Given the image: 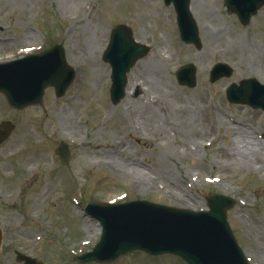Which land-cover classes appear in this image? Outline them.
Here are the masks:
<instances>
[{
  "label": "rangeland",
  "instance_id": "1",
  "mask_svg": "<svg viewBox=\"0 0 264 264\" xmlns=\"http://www.w3.org/2000/svg\"><path fill=\"white\" fill-rule=\"evenodd\" d=\"M191 9L201 51L179 40L176 14L162 0H0V59L61 42L77 71L63 97L47 90L43 106L14 109L0 95V122L16 124L0 144V264L15 263V252H26L38 233L45 239L30 256L43 264H80L69 250L90 247L101 229L72 196L142 198L195 211L214 192L235 199L230 225L251 264H264V113L226 97L233 82L252 72L264 78V10L261 26L247 28L226 14L222 0H193ZM120 23L152 48L127 74L126 90L140 91L116 105L102 54ZM183 61L196 65L194 87L177 82ZM218 61L233 72L210 83ZM62 140L72 144L69 167L55 154ZM61 226L69 236L49 230ZM111 264L185 263L137 253Z\"/></svg>",
  "mask_w": 264,
  "mask_h": 264
},
{
  "label": "water",
  "instance_id": "2",
  "mask_svg": "<svg viewBox=\"0 0 264 264\" xmlns=\"http://www.w3.org/2000/svg\"><path fill=\"white\" fill-rule=\"evenodd\" d=\"M120 28L124 29L127 43L119 49L124 52L121 56H126L125 53L131 49L129 45L139 46L124 27H118L114 32L119 31ZM190 40L197 42V38ZM136 50L137 52L141 50L142 55L146 54V49L139 47ZM61 52L56 60L50 59L49 55L39 67L42 69L41 72L35 71L26 78L23 71L17 74L16 67H13L11 73H9L10 71L7 73V77L6 69L8 68L5 69V67L0 66V90L6 93L13 106L22 107L29 103L41 102L45 87L50 84L56 85L58 95L63 94L59 87L66 76L64 71L71 68L67 66L63 50ZM139 56L138 54L136 56L131 55L126 62L119 64L120 68L114 71V84L117 81H122L123 84L126 73ZM47 66H57L58 68L51 73L49 69L44 70ZM9 78H12L14 87L19 88L15 97V101L19 103H14L8 93ZM190 83L194 85V80ZM248 97L247 94L243 97L229 95V99L234 102L249 103ZM8 126L7 132L1 137V140L7 137L13 128L12 125L8 124ZM61 151L60 155L66 162L68 154L63 150ZM211 202V212L200 214L189 213L184 210L173 211L147 203H138L128 205L129 210L127 209L128 213L125 217L115 220L109 216V212L113 211V208L100 206L98 216L104 229L101 250L105 251L104 255L109 254V260L132 250H144L150 255L165 253L179 255L188 264H248L243 261L241 250L226 220L227 209L230 206H227L224 199ZM215 202L218 204L222 202V205H215Z\"/></svg>",
  "mask_w": 264,
  "mask_h": 264
},
{
  "label": "bare ground",
  "instance_id": "3",
  "mask_svg": "<svg viewBox=\"0 0 264 264\" xmlns=\"http://www.w3.org/2000/svg\"><path fill=\"white\" fill-rule=\"evenodd\" d=\"M237 125L236 126H238V125H241V124H239V123H236ZM235 129V128H234ZM246 138H248V135H246Z\"/></svg>",
  "mask_w": 264,
  "mask_h": 264
}]
</instances>
